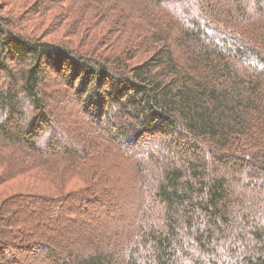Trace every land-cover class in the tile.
I'll use <instances>...</instances> for the list:
<instances>
[{"label":"trees","instance_id":"trees-1","mask_svg":"<svg viewBox=\"0 0 264 264\" xmlns=\"http://www.w3.org/2000/svg\"><path fill=\"white\" fill-rule=\"evenodd\" d=\"M19 7L0 16V186L47 187L1 198L0 264H264V0ZM38 14L92 36L45 41Z\"/></svg>","mask_w":264,"mask_h":264},{"label":"rangeland","instance_id":"rangeland-1","mask_svg":"<svg viewBox=\"0 0 264 264\" xmlns=\"http://www.w3.org/2000/svg\"><path fill=\"white\" fill-rule=\"evenodd\" d=\"M22 2H23V0H0V16L2 15L6 18L8 16L9 17L10 16H22L23 10L19 7L22 4ZM46 12H47L46 10H41L40 13L43 14ZM42 14H38V15H39V19L44 24L41 28H39L37 30V32H41L42 30L48 28L47 32H45L44 33L45 35L43 36L44 37L43 39L45 41L54 40V37H60L61 41L68 40V38H71L75 44L81 43V42H83L85 44V43H87V40H89L90 37L92 36L91 33H93V32L87 33V31H85L82 33L74 34V36L70 37L69 34L73 33V31L75 30L74 27L67 28V24H68L67 22L63 23V22H60L59 20L54 21L53 18L47 19V21L44 22ZM51 14L55 15V12L51 13ZM29 17H30V19L31 18H34V19L37 18V17H35V15L31 14V12H30ZM110 20H111V18L109 19V21ZM109 21L108 22L106 21V23H109ZM66 28H67V30H66ZM64 30L68 31L69 34L66 33V34H68L67 35L68 38L66 36H62L65 34V33H63ZM48 32H51L52 35L47 36L46 33H48ZM85 36H86V38H85ZM83 43H81V44H83ZM86 120H85V122H86ZM96 173L97 174L101 173V176L99 179L102 182L106 181V184L108 185V188H109V193L107 195L108 200H112L113 203L114 202L117 203L116 204L117 206L118 205L121 206L122 204H124L125 201H126L125 203H127V202L131 203L133 200H135L134 193L132 192L133 184L131 181V175H128V176L123 175V177H121L120 179L115 180V178L117 177L116 176L117 171H115V170L114 171L108 170V173H106V174H103L102 170H99ZM41 174L45 175V173L43 171H41ZM93 177L94 176H92V178ZM38 187H45L46 188L47 186L45 184H40V182H37L36 180H27L25 178L24 179L16 178V179L12 180L11 182H8L5 185L0 186V200H1V198H5L6 196L11 195L12 193H16L18 191H23L26 189L29 190L30 188H33L32 190L34 191ZM122 201H124V202H122ZM133 209H134V207L130 208L128 210L129 211L128 213H130ZM105 222L106 221L104 220L103 223H105ZM107 225H108L107 226L108 229L111 230L110 227L113 225V223L108 221ZM113 230L114 231L118 230V228L115 227V229H113ZM24 264H27V263L24 262Z\"/></svg>","mask_w":264,"mask_h":264}]
</instances>
